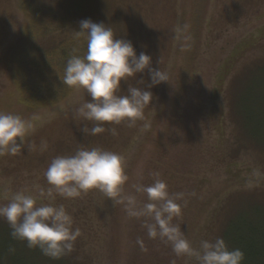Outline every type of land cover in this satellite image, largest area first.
<instances>
[{
  "label": "rangeland",
  "instance_id": "374dc122",
  "mask_svg": "<svg viewBox=\"0 0 264 264\" xmlns=\"http://www.w3.org/2000/svg\"><path fill=\"white\" fill-rule=\"evenodd\" d=\"M87 2V19L111 28L117 39L130 40L137 56L142 51L151 56V66L166 72L168 79L149 89L152 100L133 127L127 122L105 124L104 133L84 134L85 127L94 125L76 115L91 99L85 90L73 88L60 103L39 108L20 98L22 63L69 38L79 19L47 36L31 34L34 13L52 12L61 19L62 0H0V112L34 125L20 154L0 156V205L16 191L38 196L43 189L45 197H38L37 204H62L73 218V229L80 230L73 247L76 264H171L173 259L197 264L194 257L177 258L170 245L149 239L143 227L147 218L129 219L123 205L97 190L73 199L56 193L54 201L47 198L44 172L52 159L80 147H100L125 157L129 180L124 192L136 195L140 204L147 198L133 186L151 184L157 178L153 172H159L170 194L185 193L178 201L181 215L173 223L194 248L201 240L221 237L229 250L241 249L245 242L240 240H245L252 263L264 264V132L245 135L256 148L231 116L234 98L238 102L249 88L258 91L255 81L262 73L253 66L264 61V0ZM239 80L244 83L238 85ZM150 83L145 70L121 81L117 94ZM42 141L48 144L45 151L40 150ZM2 237L11 238L8 224L0 219ZM137 238L146 250L135 243ZM13 249L14 256L25 257V264L60 263L18 241L13 240Z\"/></svg>",
  "mask_w": 264,
  "mask_h": 264
},
{
  "label": "clouds",
  "instance_id": "9594fccd",
  "mask_svg": "<svg viewBox=\"0 0 264 264\" xmlns=\"http://www.w3.org/2000/svg\"><path fill=\"white\" fill-rule=\"evenodd\" d=\"M186 28L187 25L178 27L177 32L182 33ZM74 38L77 41L83 38L87 51L81 56L76 54L77 48L72 49L62 83L69 88L85 90L91 98L76 109L78 117L94 122L90 130L87 127L83 129L84 134L95 136L104 133L105 124L127 122L129 127H133L137 120L143 119V110L152 100L149 89L167 81V73L159 67L153 68L152 58L145 52L137 56L130 40L115 38L112 29L103 23H94L90 19L80 21ZM145 70L151 81L147 87H128L126 95L117 94L121 81L143 74ZM138 82L144 83L142 79ZM107 130L116 134L115 128ZM33 131L31 121L0 112V156L20 154L25 137ZM29 147L34 148L33 145ZM47 148V142L42 141L40 150ZM152 175L157 178L151 184L133 186L135 193H143L147 198L140 204L136 195L124 192L129 177L125 157L121 154L100 147H80L72 155L52 159L44 172L50 201L55 200L53 193L73 199L97 190L114 204L123 205L129 219L147 218L143 227L148 238L170 245L175 257H194L197 264H243L244 252L239 248L229 250L221 237L214 241L201 240L199 247L194 248L181 227L173 223V219L181 215L178 201L184 198L185 193L170 194L166 183L158 178L159 172ZM38 197H45L43 189L38 196L27 190L14 192L7 204L0 205V219L8 224L12 240L58 260L72 251L80 230L73 229V218L62 204L56 206L49 202L38 205ZM135 243L142 251L146 250L140 238ZM9 251L14 252V249ZM171 264H176L175 259Z\"/></svg>",
  "mask_w": 264,
  "mask_h": 264
},
{
  "label": "trees",
  "instance_id": "16d2710c",
  "mask_svg": "<svg viewBox=\"0 0 264 264\" xmlns=\"http://www.w3.org/2000/svg\"><path fill=\"white\" fill-rule=\"evenodd\" d=\"M60 7L63 11V16L59 20L56 14L52 12L47 14L34 13L30 25V33L35 34L36 32L38 34L40 32L47 36L53 33L54 30L71 28L74 20L79 19L78 21L80 22L87 19L89 8L87 0H75L73 2L71 0H62ZM74 31H79V23L78 28L73 30L69 38L64 39L57 46L43 51L40 56L34 57V61L29 59V63L27 62L28 60L22 63L21 73L24 76L21 81L20 98L29 107L35 106L39 108L45 105H56L63 101L69 92L72 91L73 88H69L62 83L64 68L73 48H77L78 52L76 54L81 56L87 51L86 41L83 38L77 41L74 38ZM253 67L254 69L258 67L257 72L262 73L261 80L255 78V86L258 91H252L249 88L246 90V95L239 98L238 102L234 98L231 102L233 103L231 116L235 120L242 137L258 148L245 135H260L264 132V61ZM246 78L247 75L243 79ZM237 83L241 85L244 82L239 80ZM236 90L238 91V89ZM241 121H244V123H241ZM250 123L251 126H249ZM250 129L253 132H250ZM259 149L263 150L262 148ZM240 241L241 244L243 242L247 243L245 240ZM18 243L21 247L25 246L22 242L18 241ZM245 243L241 248L245 254L243 264H253V252L250 246H246ZM10 248H13L12 238H0V264H25V257L22 254L14 256L13 252L9 251ZM73 252L74 250L72 249L71 252L58 259L59 264H76ZM258 253L260 255V251Z\"/></svg>",
  "mask_w": 264,
  "mask_h": 264
}]
</instances>
